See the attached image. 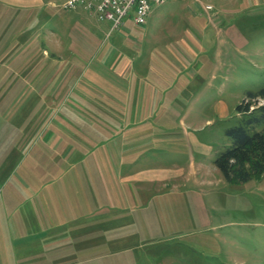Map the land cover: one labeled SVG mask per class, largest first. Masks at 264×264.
Returning <instances> with one entry per match:
<instances>
[{"label": "rangeland", "instance_id": "1", "mask_svg": "<svg viewBox=\"0 0 264 264\" xmlns=\"http://www.w3.org/2000/svg\"><path fill=\"white\" fill-rule=\"evenodd\" d=\"M50 1L60 9L68 0ZM252 1L172 0L155 9L178 7L165 18L203 23L206 54L192 62L175 52V70L192 68L199 77L191 87L175 82L164 121L133 131L126 126V135L148 129L154 134L127 140L125 155L117 157L123 151L113 149L114 156L107 159L103 153L113 144L108 132L115 129L112 125L103 130L68 125L75 136L58 142L63 114L57 116V92L30 89V101L44 96L47 108L31 103L23 110L28 118L23 125L19 105L6 153V141L0 138V218L24 209L31 232L57 231V237L43 238L35 250L43 253L46 264H264V175L228 183L214 164L218 153L231 145L226 131L242 125L262 105L249 113L237 110L249 92L264 87V3ZM8 5L0 0V55L5 53ZM185 5L196 7L189 11ZM183 31L170 39L175 44L189 39ZM216 50L226 51L218 58ZM4 66L0 62V78ZM55 73L46 70L47 86L57 80ZM29 82L37 86L39 81L31 75ZM0 100L5 101L4 94ZM2 127L7 126L0 123ZM78 153L87 156L76 161L73 154ZM41 216L48 220L40 221Z\"/></svg>", "mask_w": 264, "mask_h": 264}, {"label": "crops", "instance_id": "2", "mask_svg": "<svg viewBox=\"0 0 264 264\" xmlns=\"http://www.w3.org/2000/svg\"><path fill=\"white\" fill-rule=\"evenodd\" d=\"M4 1L9 4L3 17L6 20L5 53L0 55V62H5V75L0 78V93L5 95V101L0 100V123L7 126L0 128V138L6 141L5 149H2L5 153L11 143L14 111L18 110V106L22 107L20 117L23 125L28 120L23 110L28 109L31 103L42 110L47 108L44 96L38 94L33 102L30 101L33 98L29 95L30 89L33 87L38 93L44 94L46 88L47 91L53 89L57 92V116L63 114L60 117L61 129L57 132L58 142L71 140L74 135V131L67 128L68 125L79 124L83 128L87 126L88 130L94 126H101L102 130L106 125L115 126L112 131L107 129L113 138V144L103 151L108 159L114 156L116 150H122L127 140L136 142L154 134L148 129L126 135L128 124L133 126L130 128L133 131L148 122L155 124L164 121L175 82L179 86L191 87L199 77V71L192 68L179 71L181 68L178 66L175 70V52L186 61L203 60L206 54L203 41L208 33L204 34L200 29L206 26L201 22L181 23L165 18L167 13L174 15L178 7L166 8L168 12L154 8L142 26L127 18L122 29L118 30L113 28L110 20L98 21L97 18H100L95 12L82 8L65 10L62 6L58 9L50 0ZM242 1L243 4L254 3L252 0ZM255 1L256 4L260 2ZM208 4L212 6V3ZM195 7L185 5L184 9L190 11ZM2 11L4 8L0 6V13ZM68 14L69 18L65 19ZM189 16L198 18L195 13ZM180 28L186 30L183 32L189 39L175 44L170 38ZM238 41V37H235L236 44ZM225 51L216 50L215 56L220 58ZM49 61H53V64ZM47 63L50 65L48 68ZM50 68L57 71L54 74H57V80L47 86L46 70ZM31 75L37 77V86H31ZM62 129L68 133L62 132ZM20 131L23 133L24 128H20ZM113 149H116L115 152ZM139 149L142 150L138 148L137 152ZM121 154L125 155L124 151L117 157ZM73 156L76 161H83L87 155L78 153ZM89 168L86 167L87 172L92 171V166ZM23 210L16 215L11 213L9 219L0 218V264L48 262L43 253L35 250L39 248L37 245L43 243V238L57 237V231L45 229L31 232L28 228L29 216ZM47 220L46 216L40 218V221ZM66 244L69 245V242Z\"/></svg>", "mask_w": 264, "mask_h": 264}, {"label": "trees", "instance_id": "3", "mask_svg": "<svg viewBox=\"0 0 264 264\" xmlns=\"http://www.w3.org/2000/svg\"><path fill=\"white\" fill-rule=\"evenodd\" d=\"M253 106L256 114L250 112ZM237 110L250 116L226 131L231 145L218 153L214 164L226 182L241 184L264 175V87L249 92Z\"/></svg>", "mask_w": 264, "mask_h": 264}, {"label": "built area", "instance_id": "4", "mask_svg": "<svg viewBox=\"0 0 264 264\" xmlns=\"http://www.w3.org/2000/svg\"><path fill=\"white\" fill-rule=\"evenodd\" d=\"M169 1L172 0H68L63 9L95 12L101 20L112 21L114 29H120L127 18H132L138 26L144 25L154 8Z\"/></svg>", "mask_w": 264, "mask_h": 264}]
</instances>
